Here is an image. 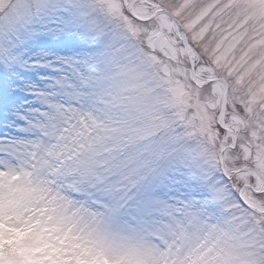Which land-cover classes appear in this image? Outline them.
Instances as JSON below:
<instances>
[{
    "label": "snow or ice",
    "instance_id": "6c2138e0",
    "mask_svg": "<svg viewBox=\"0 0 264 264\" xmlns=\"http://www.w3.org/2000/svg\"><path fill=\"white\" fill-rule=\"evenodd\" d=\"M0 264H264V0H0Z\"/></svg>",
    "mask_w": 264,
    "mask_h": 264
}]
</instances>
